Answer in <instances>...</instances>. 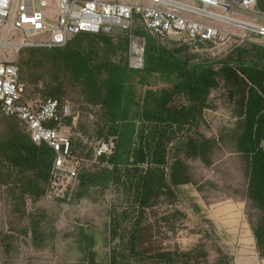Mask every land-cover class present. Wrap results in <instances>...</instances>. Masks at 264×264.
<instances>
[{"label":"trees","instance_id":"obj_1","mask_svg":"<svg viewBox=\"0 0 264 264\" xmlns=\"http://www.w3.org/2000/svg\"><path fill=\"white\" fill-rule=\"evenodd\" d=\"M255 9L264 15V0H258ZM134 34L146 38L144 68L138 71L127 67L126 37L80 33L71 36L63 47L19 52L16 65L26 99L57 100L63 105L76 92L78 97L71 100L75 106L69 104L81 112L77 131L88 139L114 142L112 155L101 159L109 166L84 169L75 196L79 188L84 192L91 188L114 190L125 203L123 219L133 213L128 234L130 253L150 257L159 264L205 262L204 243L180 254L144 248L139 241L147 211L174 205L179 187L193 181L190 166L180 154L199 159L206 166L212 164L218 141L191 132L211 107V93L224 89L234 105L233 140L245 166V199L255 212L254 217L248 216L253 236L250 231L244 233L242 253L248 264H257L255 243L259 257L264 259V44L233 40L227 43L231 49L226 55L200 60L199 49L216 45L198 40H158L138 23ZM120 53L123 62L115 61ZM152 79L160 83L157 90L150 89ZM138 87L149 89L139 93ZM90 114L93 122L89 121ZM72 149L78 157L91 156V149L79 140L73 142ZM54 160L53 151L46 144H35L20 120L2 114L0 104V187L9 189L17 210L24 212L27 200L35 204L45 198ZM179 214L174 211L162 221L167 223ZM29 217L28 228L12 225L10 234L3 235L8 254L16 239L14 234L27 237L30 233L34 250L42 249L49 240L41 228L45 214L30 213ZM120 229L117 222L111 233L117 235ZM206 238L211 236L205 234ZM217 252V264H231L232 258L218 246ZM110 261L117 264L114 255Z\"/></svg>","mask_w":264,"mask_h":264},{"label":"rangeland","instance_id":"obj_2","mask_svg":"<svg viewBox=\"0 0 264 264\" xmlns=\"http://www.w3.org/2000/svg\"><path fill=\"white\" fill-rule=\"evenodd\" d=\"M135 1L117 0L124 4H133ZM189 3L201 6L193 1ZM58 10L59 0L51 1L44 11L46 19L55 23ZM210 10L223 13L220 9ZM231 17L242 20L236 13H232ZM204 22L244 39L264 44V38L247 31L210 21ZM230 46H206L199 49L200 60H213L224 56L230 51ZM10 54L12 51L5 49V55ZM123 58L124 55L120 53L115 61L123 62ZM150 83V89L153 90L160 86L155 79ZM148 89L149 87H138V92L144 93ZM77 97L76 92L71 93L68 102L75 106L71 100ZM209 104L211 107L204 111L198 128L191 135H202L218 141L211 155L212 164L206 166L199 159H186L180 154L190 166L193 181L179 187L178 200L174 205H161L147 211L142 221L139 244H144L143 247L148 249L183 254L204 243L207 260H202V264H217V246L232 258L231 264H248L242 253L243 236L246 231H250L253 236L248 216L254 217L255 212L247 206L245 166L236 152L233 140L236 133L234 105L224 89L213 91ZM124 204L113 189L102 191L91 188L84 192L79 188L69 203H55L42 198L34 204L27 200L23 212L16 209L9 189L0 187V264H111V255L117 258V264H159L147 255L143 256L147 257L144 259L130 253L128 234L134 218L131 211V218L123 219ZM174 211L181 214L171 217L167 223L162 221L165 215H173ZM36 212H43L46 216L41 228L47 231L49 240L42 249L34 250L30 233L27 237L14 234L16 239L8 254L2 240L3 235L10 234L9 228L12 225L28 228L29 214ZM117 222L121 223V229L117 235H113L111 228ZM95 231L99 232L95 247H89L87 242H82V245L78 243L81 233L88 235ZM205 234L211 238L204 239ZM84 246L85 249L81 251L80 248ZM254 259L257 264H264V259L259 257L256 243Z\"/></svg>","mask_w":264,"mask_h":264},{"label":"built area","instance_id":"obj_3","mask_svg":"<svg viewBox=\"0 0 264 264\" xmlns=\"http://www.w3.org/2000/svg\"><path fill=\"white\" fill-rule=\"evenodd\" d=\"M51 1L0 0V104L2 114L20 120L35 144H46L53 151L55 160L45 199L55 203L72 201L84 169L109 166L101 159L112 155L114 142L112 139H88L79 133L81 112L69 103L61 105L57 100L25 98V87L20 82L16 65L22 49L63 47L71 36L80 33L126 37L127 67L138 71L144 68L146 38L134 34L136 23L158 40H198L216 46L233 40L258 43L204 21L264 38L263 26L231 17L232 13L254 11L258 0H136L133 4L117 0H59L55 23L49 22L44 13ZM5 49L12 54L6 56ZM89 121H94L92 114ZM78 140L91 149L89 158L73 154V142Z\"/></svg>","mask_w":264,"mask_h":264},{"label":"crops","instance_id":"obj_4","mask_svg":"<svg viewBox=\"0 0 264 264\" xmlns=\"http://www.w3.org/2000/svg\"><path fill=\"white\" fill-rule=\"evenodd\" d=\"M257 13H256V9H254V11L249 10L247 12H240V13H238V15L242 18V21H247V22H250V23L264 27V15L260 14V13L257 14ZM257 42H260V41H257ZM260 43H262V42H260ZM98 235H99L98 231H95V232L88 234V235L85 233H81V237L79 238L78 243L80 245H82V242H87L89 244L88 245L89 247H95L96 239L98 238L97 237ZM84 249H85V246L80 248L81 251ZM90 252H91V250H90ZM80 253H82V252H80ZM91 264H93V263H91Z\"/></svg>","mask_w":264,"mask_h":264}]
</instances>
